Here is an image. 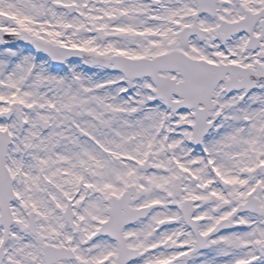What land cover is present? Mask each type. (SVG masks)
I'll use <instances>...</instances> for the list:
<instances>
[{"label": "snow or ice", "instance_id": "snow-or-ice-1", "mask_svg": "<svg viewBox=\"0 0 264 264\" xmlns=\"http://www.w3.org/2000/svg\"><path fill=\"white\" fill-rule=\"evenodd\" d=\"M0 264H264V0H0Z\"/></svg>", "mask_w": 264, "mask_h": 264}]
</instances>
